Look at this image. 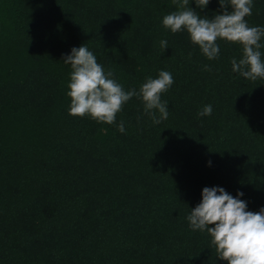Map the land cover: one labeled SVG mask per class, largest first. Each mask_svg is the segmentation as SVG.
<instances>
[{"label": "trees", "instance_id": "trees-1", "mask_svg": "<svg viewBox=\"0 0 264 264\" xmlns=\"http://www.w3.org/2000/svg\"><path fill=\"white\" fill-rule=\"evenodd\" d=\"M253 5L245 19L264 27V0ZM189 7L222 14L218 0ZM176 11L173 0H0V264H226L187 217L205 187L264 208V79L232 71L240 45L218 40L208 60L186 30L165 29ZM84 45L125 91L170 72L168 119L154 124L136 97L113 125L69 115L63 58Z\"/></svg>", "mask_w": 264, "mask_h": 264}, {"label": "clouds", "instance_id": "clouds-1", "mask_svg": "<svg viewBox=\"0 0 264 264\" xmlns=\"http://www.w3.org/2000/svg\"><path fill=\"white\" fill-rule=\"evenodd\" d=\"M222 14L213 18L201 16L189 7L190 0H173L179 11L164 16L162 24L173 34L186 30L194 45H198L208 60H215L220 53L218 40L240 45L242 58L232 59V71L245 79H264V61L260 49L264 39V27L249 26L248 16L252 15L253 0H218ZM210 0H195L197 8L203 10ZM231 8V11H229ZM164 51L167 40L160 42ZM71 66L68 97L71 98L69 115L89 116L101 124L113 125L123 106L133 97L144 105V114L154 124L167 120L169 107L161 100L173 85L172 74L161 70L157 78L149 77L139 91H125L113 79V73L97 62L96 56L86 45L73 48L63 58ZM204 70L210 71L205 65ZM212 106L206 105L199 116H210ZM120 133L125 132L123 121L118 125ZM242 197V192L237 194ZM192 230L207 232L217 257L226 264H264V208L259 212L247 210V203L234 198L222 187H205L202 202L191 209L187 217Z\"/></svg>", "mask_w": 264, "mask_h": 264}]
</instances>
